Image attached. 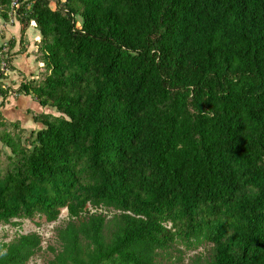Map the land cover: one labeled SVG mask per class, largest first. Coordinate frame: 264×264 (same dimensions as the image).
<instances>
[{"label":"trees","instance_id":"trees-1","mask_svg":"<svg viewBox=\"0 0 264 264\" xmlns=\"http://www.w3.org/2000/svg\"><path fill=\"white\" fill-rule=\"evenodd\" d=\"M11 17L0 224L65 210L46 264H177L202 242L196 264H264V0H0ZM10 93L42 108L27 135ZM40 247L0 237V264Z\"/></svg>","mask_w":264,"mask_h":264},{"label":"rangeland","instance_id":"rangeland-1","mask_svg":"<svg viewBox=\"0 0 264 264\" xmlns=\"http://www.w3.org/2000/svg\"><path fill=\"white\" fill-rule=\"evenodd\" d=\"M20 25L17 22L14 25L13 18L11 17L8 21L0 22V42L4 41L7 37L14 36L16 39L20 36L19 31ZM36 36H35V35ZM35 36V37H34ZM39 38V34L36 29L33 27H27L25 33L23 34V42L25 43L24 47L33 48L34 41ZM25 52V50H24ZM22 52L19 55H23L20 60H26L25 56L28 54ZM33 60L29 61L22 65V70L27 74L28 71L34 66ZM19 77V76H18ZM20 77L18 78V80ZM16 80V79H15ZM10 93L6 101L3 102L1 107V112L3 115L11 120L17 121L20 124V127L25 131V135L35 127V122L32 119L31 112H27V109H32V111L38 112L42 108L37 105L38 103L33 100L30 96H18L11 95ZM45 112H48L47 109H44ZM66 219V211L61 210L59 217L54 221H48L44 216L35 215L32 218L20 219L19 225L14 224H0V237L6 241L11 240L17 233H27L35 231L41 236V247L28 259L25 264H46L48 258L52 255L47 251V245L56 246V231L57 226L62 224ZM178 248L180 252L176 249L171 252V260L177 264H196V257L203 256L207 252L208 244L206 242L198 243L195 246L189 248L179 245ZM206 256V255H205ZM166 259H169L168 257Z\"/></svg>","mask_w":264,"mask_h":264},{"label":"crops","instance_id":"crops-1","mask_svg":"<svg viewBox=\"0 0 264 264\" xmlns=\"http://www.w3.org/2000/svg\"><path fill=\"white\" fill-rule=\"evenodd\" d=\"M31 49L32 48H26L25 49V52L24 51L23 52L26 54V53L30 52ZM21 57H24V56L23 55H17L16 58H15V60L13 61V64L15 65L16 68H18L19 70H21L22 72H24L22 70V68H21L22 65H25L29 61V59H32L33 60V58L31 56H25L26 60H20ZM32 64H34V66L29 71H33L35 69V63H34V61H33ZM17 72H18V70H14L10 74L14 73V74H12V77H14V79H16V81L18 82V76L16 75Z\"/></svg>","mask_w":264,"mask_h":264},{"label":"built area","instance_id":"built-area-1","mask_svg":"<svg viewBox=\"0 0 264 264\" xmlns=\"http://www.w3.org/2000/svg\"><path fill=\"white\" fill-rule=\"evenodd\" d=\"M0 70L5 74V73H9V69L8 67L6 66V64L3 62L2 65H1V68Z\"/></svg>","mask_w":264,"mask_h":264}]
</instances>
